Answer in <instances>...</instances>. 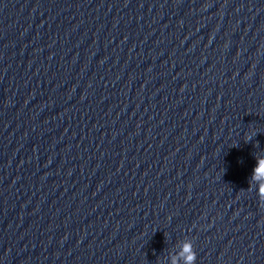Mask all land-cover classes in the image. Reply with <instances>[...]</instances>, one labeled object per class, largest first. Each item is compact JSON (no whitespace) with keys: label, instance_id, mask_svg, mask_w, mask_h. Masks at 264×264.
<instances>
[{"label":"water","instance_id":"water-1","mask_svg":"<svg viewBox=\"0 0 264 264\" xmlns=\"http://www.w3.org/2000/svg\"><path fill=\"white\" fill-rule=\"evenodd\" d=\"M264 0H0V264H264Z\"/></svg>","mask_w":264,"mask_h":264},{"label":"clouds","instance_id":"clouds-1","mask_svg":"<svg viewBox=\"0 0 264 264\" xmlns=\"http://www.w3.org/2000/svg\"><path fill=\"white\" fill-rule=\"evenodd\" d=\"M253 179L256 181H264V159L257 161V166L254 168ZM258 198L260 203H264V183L259 185ZM184 264H195L196 256L191 250V245L186 244L183 248Z\"/></svg>","mask_w":264,"mask_h":264}]
</instances>
